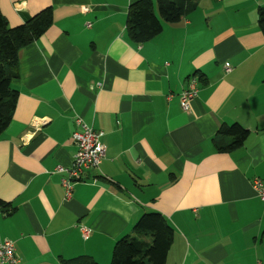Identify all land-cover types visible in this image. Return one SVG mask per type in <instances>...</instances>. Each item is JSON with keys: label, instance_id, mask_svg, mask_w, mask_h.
<instances>
[{"label": "crops", "instance_id": "obj_1", "mask_svg": "<svg viewBox=\"0 0 264 264\" xmlns=\"http://www.w3.org/2000/svg\"><path fill=\"white\" fill-rule=\"evenodd\" d=\"M135 1L0 0L10 26L46 7L53 16L20 50L10 84L18 94L0 133V242H13V264L78 255L110 264L115 242L156 211L174 230L165 264H264L253 187L264 185V0H197L143 43L126 31ZM76 117L105 151L66 197L69 175L57 167L72 166ZM233 123L248 134L220 151L216 140L229 137L217 131Z\"/></svg>", "mask_w": 264, "mask_h": 264}, {"label": "trees", "instance_id": "obj_2", "mask_svg": "<svg viewBox=\"0 0 264 264\" xmlns=\"http://www.w3.org/2000/svg\"><path fill=\"white\" fill-rule=\"evenodd\" d=\"M197 0H137L127 11L126 31L132 40L143 43L162 31V22L173 23L194 8ZM53 23L52 9L46 7L22 24L10 26L0 11V133L9 124L17 100L10 90L18 77L20 50L40 37ZM257 23L264 35V7L257 10ZM248 130L237 123L221 126L217 135L228 136L224 143L216 140L220 151L240 146ZM222 140V139H220ZM0 205H6L0 199ZM174 230L167 219L156 211L143 213L114 244L110 264H165ZM66 264H99L89 255H78Z\"/></svg>", "mask_w": 264, "mask_h": 264}, {"label": "built area", "instance_id": "obj_3", "mask_svg": "<svg viewBox=\"0 0 264 264\" xmlns=\"http://www.w3.org/2000/svg\"><path fill=\"white\" fill-rule=\"evenodd\" d=\"M83 11H87V7L82 8ZM228 68V66H226ZM196 95V88L194 82L191 81L186 89L180 94V103L184 110L189 108L190 100ZM76 124L80 127V130L73 132L72 138L77 145V151L72 156V166L69 169L59 166L57 171H66L68 173L67 178L61 180L64 187L65 195L68 197L71 192L70 180H81L82 174L85 170L97 167L102 159L105 151L104 144L101 140V135L91 127L82 122L81 118L76 117ZM253 187L255 188L258 197L264 204V185L260 179L255 178L253 180ZM89 229L81 227L82 237L88 236ZM17 259L14 255V245L10 240H3L0 242V264H13Z\"/></svg>", "mask_w": 264, "mask_h": 264}]
</instances>
